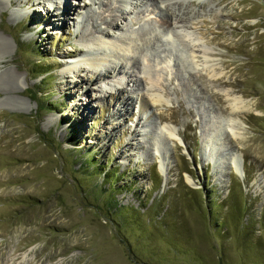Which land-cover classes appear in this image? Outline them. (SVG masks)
Listing matches in <instances>:
<instances>
[{
	"label": "rangeland",
	"instance_id": "obj_1",
	"mask_svg": "<svg viewBox=\"0 0 264 264\" xmlns=\"http://www.w3.org/2000/svg\"><path fill=\"white\" fill-rule=\"evenodd\" d=\"M0 264H264V0H0Z\"/></svg>",
	"mask_w": 264,
	"mask_h": 264
},
{
	"label": "bare ground",
	"instance_id": "obj_2",
	"mask_svg": "<svg viewBox=\"0 0 264 264\" xmlns=\"http://www.w3.org/2000/svg\"><path fill=\"white\" fill-rule=\"evenodd\" d=\"M170 5H171V7H168L169 6L168 4L165 5V8L167 9L168 13H169V11L171 12L170 13L171 17L170 18H172V19H170L171 21L170 20H166L165 22L163 21L162 26H165L166 24H167V26H170V23L173 24V21L174 22H176V21L177 22H182L185 19H187L188 17H190L191 14H192V11L188 10V8H186L184 6V4H181L179 1L170 3ZM70 8L74 10V7H72V4H71V7ZM104 22L105 23H108V25H110V26H114V25L116 26V25H118L116 23V21L114 22V19H105ZM84 58H85V60H87L88 62H90L91 67L98 65L99 62H100L96 58H91V57H87V56L84 57ZM138 61H139V58H138ZM92 68H94V67H92ZM141 68H143V66ZM7 77H8V79L11 77L10 76V73H8ZM179 78L181 80V77L180 76H179ZM5 82H7V81H5ZM221 83L226 84L225 81H221ZM180 85L182 86V92H184L187 95V100L188 101H192L194 104H197L198 105V96L195 94L194 91L191 90V88L188 87L189 85L188 84H185L182 81L180 82ZM123 89H124L123 91H126V88H123ZM224 94L227 96L226 98L229 101H232L231 105H232V109H233L234 112H236V113H244L246 110H248L249 108H251L250 104H248L243 99V96H235V95L232 94V92L230 90H227ZM160 98H161V96L158 95V94H154V95H152L149 98H148V96H146V95L143 94L140 97L141 106H142V108H144L145 106H147L149 100L152 101V102H154L156 104V103H158L161 100ZM198 107H200V106H198ZM237 135H240V134L235 132V136H237Z\"/></svg>",
	"mask_w": 264,
	"mask_h": 264
},
{
	"label": "trees",
	"instance_id": "obj_3",
	"mask_svg": "<svg viewBox=\"0 0 264 264\" xmlns=\"http://www.w3.org/2000/svg\"><path fill=\"white\" fill-rule=\"evenodd\" d=\"M47 73V71H44L43 74ZM190 173V172H189ZM107 173H105L106 175ZM158 174V173H157ZM160 179V178H159ZM158 183H160V181L158 180ZM182 186H186L187 189H190V187H188L187 185H184L183 182L181 183ZM192 189V188H191ZM117 208V206H115Z\"/></svg>",
	"mask_w": 264,
	"mask_h": 264
}]
</instances>
